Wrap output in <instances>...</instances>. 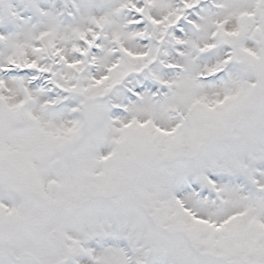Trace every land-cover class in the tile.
<instances>
[{
  "label": "snow or ice",
  "instance_id": "1",
  "mask_svg": "<svg viewBox=\"0 0 264 264\" xmlns=\"http://www.w3.org/2000/svg\"><path fill=\"white\" fill-rule=\"evenodd\" d=\"M249 116L264 127V0H0V128L23 124L38 189L69 148L74 171L91 161L97 173L133 152L191 149L165 185L177 224L231 241L254 215L264 232V132L249 134ZM16 136L0 135V154ZM161 241L148 264H187ZM122 248L91 236L69 264H122Z\"/></svg>",
  "mask_w": 264,
  "mask_h": 264
},
{
  "label": "rangeland",
  "instance_id": "2",
  "mask_svg": "<svg viewBox=\"0 0 264 264\" xmlns=\"http://www.w3.org/2000/svg\"><path fill=\"white\" fill-rule=\"evenodd\" d=\"M253 122H247L250 135L264 132V127L256 120ZM9 129L17 136L10 149L4 144L0 154V264H69L81 240L106 232L123 243L118 256L122 264H148L153 258V237L157 234L165 246L175 241L178 255L187 264H250L264 255L257 249V241L264 232L256 227L254 215L242 218L246 228L231 241L213 236L198 242L177 224L165 185L172 182L178 162L187 166L191 161V149L159 155L133 152L129 157H121V163L111 173H97L91 161L80 172L74 171L69 148L52 161L53 182L41 190L23 160V149L17 145L23 139L19 135L23 124L12 120L0 128V135L8 137ZM226 139L220 136L217 142L222 141L223 146ZM111 150L115 154L119 148L112 145ZM30 192L43 200L37 213L42 219V236L32 235L19 225V205L22 196ZM244 199L252 202L250 194ZM53 208L59 210L57 216L51 213ZM4 229L14 230L9 243L4 242Z\"/></svg>",
  "mask_w": 264,
  "mask_h": 264
},
{
  "label": "water",
  "instance_id": "3",
  "mask_svg": "<svg viewBox=\"0 0 264 264\" xmlns=\"http://www.w3.org/2000/svg\"><path fill=\"white\" fill-rule=\"evenodd\" d=\"M43 200L36 193H27L22 197V202L19 206L20 220L19 225L32 235H43L42 219L37 213L40 211ZM51 213L55 216L58 215V209H51ZM2 235L5 243H9L14 235V230L4 229Z\"/></svg>",
  "mask_w": 264,
  "mask_h": 264
},
{
  "label": "trees",
  "instance_id": "4",
  "mask_svg": "<svg viewBox=\"0 0 264 264\" xmlns=\"http://www.w3.org/2000/svg\"><path fill=\"white\" fill-rule=\"evenodd\" d=\"M250 120H254V119L252 118V119H250ZM222 143H223L222 141H221V142H219V144H221V145H222Z\"/></svg>",
  "mask_w": 264,
  "mask_h": 264
}]
</instances>
